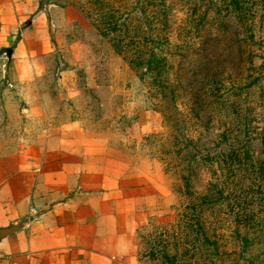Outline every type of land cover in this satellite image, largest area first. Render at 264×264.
I'll use <instances>...</instances> for the list:
<instances>
[{
    "label": "rangeland",
    "instance_id": "1",
    "mask_svg": "<svg viewBox=\"0 0 264 264\" xmlns=\"http://www.w3.org/2000/svg\"><path fill=\"white\" fill-rule=\"evenodd\" d=\"M39 2L53 52L33 61L0 15L4 164L37 186L59 152L89 185L147 186L138 264H264V0Z\"/></svg>",
    "mask_w": 264,
    "mask_h": 264
},
{
    "label": "crops",
    "instance_id": "2",
    "mask_svg": "<svg viewBox=\"0 0 264 264\" xmlns=\"http://www.w3.org/2000/svg\"><path fill=\"white\" fill-rule=\"evenodd\" d=\"M0 15L19 62L53 52L49 14L39 0H0ZM56 154L44 157L37 186L32 173H16L0 159V229L20 225L0 239V264H138L133 213L148 187L107 173L89 185V176L66 170Z\"/></svg>",
    "mask_w": 264,
    "mask_h": 264
},
{
    "label": "trees",
    "instance_id": "3",
    "mask_svg": "<svg viewBox=\"0 0 264 264\" xmlns=\"http://www.w3.org/2000/svg\"><path fill=\"white\" fill-rule=\"evenodd\" d=\"M146 58L144 59L143 65L145 66L146 72L145 76H150L153 78L155 84L158 82V77L161 76L160 62L162 58L160 54L155 51H150L145 53Z\"/></svg>",
    "mask_w": 264,
    "mask_h": 264
},
{
    "label": "water",
    "instance_id": "4",
    "mask_svg": "<svg viewBox=\"0 0 264 264\" xmlns=\"http://www.w3.org/2000/svg\"><path fill=\"white\" fill-rule=\"evenodd\" d=\"M19 228H20V225L12 226L6 229H0V239L14 234L15 232L19 230Z\"/></svg>",
    "mask_w": 264,
    "mask_h": 264
}]
</instances>
